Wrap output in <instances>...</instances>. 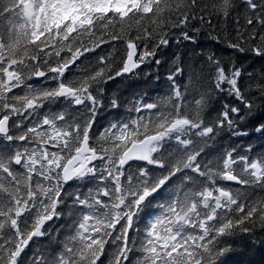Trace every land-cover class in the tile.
Segmentation results:
<instances>
[{"label":"snow or ice","instance_id":"1","mask_svg":"<svg viewBox=\"0 0 264 264\" xmlns=\"http://www.w3.org/2000/svg\"><path fill=\"white\" fill-rule=\"evenodd\" d=\"M257 249L264 0H0V264Z\"/></svg>","mask_w":264,"mask_h":264},{"label":"trees","instance_id":"2","mask_svg":"<svg viewBox=\"0 0 264 264\" xmlns=\"http://www.w3.org/2000/svg\"><path fill=\"white\" fill-rule=\"evenodd\" d=\"M224 55H228V52L225 51L223 53ZM245 63H248V61H246ZM258 68V65H257ZM252 69L249 68V71H251ZM250 260L252 262V264H264V249H257L251 256H250Z\"/></svg>","mask_w":264,"mask_h":264}]
</instances>
